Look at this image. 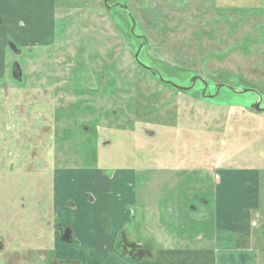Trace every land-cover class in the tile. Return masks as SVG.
<instances>
[{
	"label": "rangeland",
	"instance_id": "obj_1",
	"mask_svg": "<svg viewBox=\"0 0 264 264\" xmlns=\"http://www.w3.org/2000/svg\"><path fill=\"white\" fill-rule=\"evenodd\" d=\"M114 3L146 40L141 64L177 84L253 89L264 108L263 0ZM129 26L103 0H0V264H146L164 248L264 264V114L244 110L252 94L204 104L161 86L134 60ZM253 201L241 250L246 232L217 222Z\"/></svg>",
	"mask_w": 264,
	"mask_h": 264
},
{
	"label": "crops",
	"instance_id": "obj_2",
	"mask_svg": "<svg viewBox=\"0 0 264 264\" xmlns=\"http://www.w3.org/2000/svg\"><path fill=\"white\" fill-rule=\"evenodd\" d=\"M29 1V0H28ZM16 6H23L19 2L16 3ZM264 4V0H263ZM263 7V6H262ZM14 9V7H13ZM233 179V178H232ZM99 186L101 188V199L103 200L104 207L100 208L102 211V215L105 216L106 220L110 219V207H109V198L108 196V190L110 187V181L107 180L105 177H103L102 180L99 182ZM254 201L251 203L250 207H244V209H239L238 217L232 220L227 219L225 222L224 220L217 222V226H225V229H229L230 233L229 235L231 238L238 237L239 234H242L243 232H246V234L239 235L241 238H243V244L241 250H250L252 243V222L250 221L252 210H254ZM249 210H251L249 212ZM132 213V211H131ZM85 219V217H82ZM245 218V220L240 219ZM107 220V221H108ZM229 223H232V229L229 228ZM92 224H94V217L92 220H90V233L92 235V231L94 228L92 227ZM108 224V222H107ZM104 225V224H102ZM65 226V225H64ZM67 228L72 231V233L75 232L73 223L67 224ZM77 229H88L85 227H76ZM237 228V231L234 229ZM102 228L99 229L101 231ZM120 236V234H119ZM252 237V238H251ZM112 239V236L110 240ZM109 240V241H110ZM118 241V238L115 242ZM89 245V243H88ZM91 245V243H90ZM144 256V255H142ZM219 256H226L225 258H220ZM236 256V257H235ZM242 256V257H238ZM145 260L146 264H221V263H227V264H259V256H256L255 253H244V252H237V253H227V254H219L218 252H213L211 250H180V249H157V250H151L150 255H147ZM57 259V258H56ZM49 264H55L54 262H49Z\"/></svg>",
	"mask_w": 264,
	"mask_h": 264
},
{
	"label": "water",
	"instance_id": "obj_3",
	"mask_svg": "<svg viewBox=\"0 0 264 264\" xmlns=\"http://www.w3.org/2000/svg\"><path fill=\"white\" fill-rule=\"evenodd\" d=\"M108 0H103L104 7L111 11V10H118V12L122 11L123 13H126L128 15V20L130 23V35L138 41H140V44H138L137 50L135 49L134 51V60L139 64L143 69H145L148 73H150L151 76L156 77L161 83L167 84L171 86L174 90H180V91H195L200 94L201 99L203 102L206 103V101H211V99L215 98L220 90H226L228 92L234 93V94H252L254 99L250 101L249 103L242 102L241 105L245 109H250L252 111L258 112V113H263L264 114V108L261 107V102H262V95L258 93L257 91L253 89H248L243 86L240 87H230L229 85L225 84H212L209 81H204L202 80L199 76L192 75L188 77L184 82H182V85H177L169 80L163 79L158 72L153 70L152 68H149L143 64H141L138 60L140 51L146 43L145 38L142 35H138L134 33V30L136 31L137 26L134 18L130 15L128 12V7L127 4L123 3H114L112 5L107 4ZM197 84L198 87L194 88V85ZM213 90L211 93L210 90Z\"/></svg>",
	"mask_w": 264,
	"mask_h": 264
},
{
	"label": "trees",
	"instance_id": "obj_4",
	"mask_svg": "<svg viewBox=\"0 0 264 264\" xmlns=\"http://www.w3.org/2000/svg\"><path fill=\"white\" fill-rule=\"evenodd\" d=\"M120 13H123L122 11H120ZM129 21V20H128ZM129 29H130V26H129ZM138 44H139V42H138ZM143 69V68H142ZM163 78V77H162ZM164 79V78H163ZM187 79V78H186ZM186 79H179V81H181V84H177V83H175V84H177V85H182V82L183 81H185ZM156 81H158L159 83H160V85L161 86H163V87H165V88H169L170 90H172L173 92H184V91H180V90H174L171 86H169V85H167V84H164V83H161L159 80H157L156 79ZM174 83V82H173ZM187 92V91H186ZM188 92H193V91H188ZM195 93H197V95H198V99H200V100H202L201 99V97H200V94L198 93V92H195ZM187 94V93H186ZM192 95H194V94H192ZM201 102H203V101H201ZM204 104H205V102H203ZM244 110H250V109H244ZM250 111H252V110H250ZM251 131H252V129H251ZM252 134H253V132H252ZM252 134L249 136V137H246V139H247V141H248V138H251V139H253L254 137L252 136ZM246 141V140H245ZM148 251V248L146 249V252ZM141 257H145V256H141Z\"/></svg>",
	"mask_w": 264,
	"mask_h": 264
},
{
	"label": "flooded vegetation",
	"instance_id": "obj_5",
	"mask_svg": "<svg viewBox=\"0 0 264 264\" xmlns=\"http://www.w3.org/2000/svg\"><path fill=\"white\" fill-rule=\"evenodd\" d=\"M138 40V39H137ZM139 42V44H140V41H138ZM12 52H14L15 54H18L20 51L18 50V49H13V51ZM12 76H13V79L16 81V82H19L20 81V77H21V70H20V67L17 65V64H15L14 66H13V68H12ZM87 88V92H89L90 93V91H89V88L88 87H86ZM78 92L79 93H82V90H77V94H78ZM78 102H79V100H78Z\"/></svg>",
	"mask_w": 264,
	"mask_h": 264
}]
</instances>
